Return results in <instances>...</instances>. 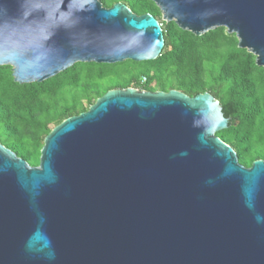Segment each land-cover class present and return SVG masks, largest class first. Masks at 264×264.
I'll list each match as a JSON object with an SVG mask.
<instances>
[{"label":"water","instance_id":"1","mask_svg":"<svg viewBox=\"0 0 264 264\" xmlns=\"http://www.w3.org/2000/svg\"><path fill=\"white\" fill-rule=\"evenodd\" d=\"M195 35L224 27L264 69V0H153ZM162 26L123 2L0 0V66L42 82L78 62L156 59ZM211 93L108 90L44 138L0 142V264H264V159L216 133Z\"/></svg>","mask_w":264,"mask_h":264},{"label":"trees","instance_id":"2","mask_svg":"<svg viewBox=\"0 0 264 264\" xmlns=\"http://www.w3.org/2000/svg\"><path fill=\"white\" fill-rule=\"evenodd\" d=\"M105 7L123 2L134 13L161 10L153 0H100ZM164 47L153 60L114 64L78 62L42 82L14 81L11 66H0V142L37 166L44 138L64 119L86 111L111 89H123L146 78L148 91L180 90L190 96L211 93L229 118L216 135L250 167L264 159V69L238 46L224 27L195 35L175 22H161Z\"/></svg>","mask_w":264,"mask_h":264},{"label":"rangeland","instance_id":"3","mask_svg":"<svg viewBox=\"0 0 264 264\" xmlns=\"http://www.w3.org/2000/svg\"><path fill=\"white\" fill-rule=\"evenodd\" d=\"M163 20L162 16L161 18H159V22L161 23ZM143 85V84H142ZM142 85L140 84V82L134 83L133 85H131L130 87L137 89V90H145L142 88Z\"/></svg>","mask_w":264,"mask_h":264},{"label":"built area","instance_id":"4","mask_svg":"<svg viewBox=\"0 0 264 264\" xmlns=\"http://www.w3.org/2000/svg\"><path fill=\"white\" fill-rule=\"evenodd\" d=\"M139 82H140L141 85L144 84L146 82V78L145 77H142Z\"/></svg>","mask_w":264,"mask_h":264}]
</instances>
